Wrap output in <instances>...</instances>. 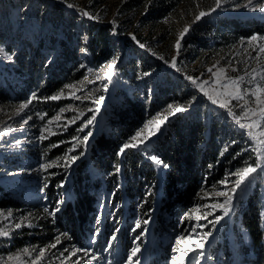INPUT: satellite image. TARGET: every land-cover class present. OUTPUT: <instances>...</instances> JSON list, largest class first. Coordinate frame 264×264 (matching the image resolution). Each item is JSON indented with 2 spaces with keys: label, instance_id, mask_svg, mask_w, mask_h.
<instances>
[{
  "label": "trees",
  "instance_id": "trees-1",
  "mask_svg": "<svg viewBox=\"0 0 264 264\" xmlns=\"http://www.w3.org/2000/svg\"><path fill=\"white\" fill-rule=\"evenodd\" d=\"M179 1L181 0H176L175 3ZM33 2L34 5L41 4L42 7L29 9L24 14V20L31 26L46 30V35L38 34L35 44L34 41L19 34L7 40L0 33V48L7 53V55L0 53V115L32 100L23 114L31 122V127L26 130H29L30 134L27 135L41 136L46 121L55 114L63 101L62 98L59 100L45 98L60 93L66 78L80 76L72 74L77 58L73 45L75 43L71 41L74 34L72 31H66L59 20L65 17V13H72L74 15H70L77 18L78 13L83 12L75 6L69 8L62 0ZM159 2L163 6L162 9L171 5V2L165 0ZM48 21H52L56 27L59 26L60 33L49 35L52 26L47 24ZM86 22L90 29L94 26L96 28L95 34L90 36L89 48L97 63L111 54L112 47L104 35L109 24H94L87 20ZM193 31L195 40H198L202 32L214 39L216 45L227 44L239 37H248L255 33L263 35L264 19L253 15L241 18L236 14L212 13L204 22L195 25ZM191 36L192 34H189L187 39ZM121 38L118 32L116 39L122 42ZM55 42L58 56L49 59L48 53ZM148 58L150 57L147 59L141 57V68L149 64ZM134 64L135 61L132 60L128 65L132 67ZM153 64L159 67L156 60ZM121 68L125 74L126 66ZM163 72L170 78L169 85L159 89L163 96L152 98L146 109V96L140 97L135 94L132 98L125 93L123 95L125 105L118 106L117 103V108H113L114 119L111 121L110 135L102 129L98 130L89 143L88 153L80 155L70 169L65 171L62 167H52L48 172L42 169L33 170L34 183L39 182L42 185L44 200L26 203L9 191H4L0 185L2 207H8L16 214L26 215L32 223L30 228L20 229L22 237H19L18 245L22 246L26 240L36 247H46L51 253L49 257L51 262L56 263L59 257H69L70 264L76 259L77 254L73 253L76 247L88 246L87 234L97 230L98 236L93 248L98 254V260H104L106 254L103 247L112 235L116 221L121 218L120 214L123 212L121 222H124L126 216L124 207L111 211V205H99V197L104 191L112 193L115 203L117 200L125 199V196L128 200L135 195L141 197L142 186L151 185L152 191L139 211L146 214L155 208L157 220L161 224L165 219L172 220L186 210L190 213L194 200L199 199L201 195H204V198H211L210 194L219 186L225 175L241 168V161L247 156L246 152H239V144L235 142L234 135L226 131L229 124H232L233 132L240 133L239 125L231 123V116L229 117L228 112L218 104H213L210 99L211 103H207L205 94H198L196 85L193 86L181 73L169 68H164ZM128 76L127 74V78ZM33 94L36 99H33ZM192 96H196V99L192 106L188 107V111L170 116L160 135L149 147V151L161 158L169 167L155 165L150 159L144 158L137 148L127 149L125 154L117 155L128 136L158 105L166 104L173 99L187 100ZM212 105H217V108ZM11 125L1 123L0 119V146L1 138L14 132ZM76 134L75 128L71 127L53 135H46L47 139L34 140L27 146V150L35 157L36 164L58 161V158H63L68 152L71 140ZM52 145L59 146L51 147ZM221 152H224L223 156L220 155ZM258 158L259 153L257 156L251 155L250 164L255 166L254 162ZM58 162L63 163V160ZM260 162L264 163V160ZM116 166L120 168L119 173L115 170ZM95 170L98 173L96 177L93 174ZM62 182L64 187H58ZM61 190L64 192L65 203L61 211L53 217L45 213L44 209L47 207L51 212L56 206V201L61 199L59 195ZM157 194L161 203L155 206L152 203ZM262 197L264 170L258 168L237 190L233 199V210L228 215L230 221L225 220V228L229 229L230 237L227 235L221 246L224 247L225 253L230 255V261L236 264H264ZM125 229L126 225H123L116 234L118 236L116 240L121 248L128 243ZM57 237L59 243L56 242ZM53 244L56 246L51 247ZM72 263L78 264L77 261ZM140 264L156 263L147 253V257Z\"/></svg>",
  "mask_w": 264,
  "mask_h": 264
},
{
  "label": "rangeland",
  "instance_id": "rangeland-1",
  "mask_svg": "<svg viewBox=\"0 0 264 264\" xmlns=\"http://www.w3.org/2000/svg\"><path fill=\"white\" fill-rule=\"evenodd\" d=\"M65 3L72 4L82 12H88L94 17L89 18L81 13L79 16L74 18L70 14L65 13L63 19L60 18L59 23L66 28V31H72L73 40L75 44V52L77 58L75 65L72 69V74H77L76 78H66L63 85V97L59 108H57L55 114L49 118L45 127L42 130L43 135H53L71 127L75 128L77 133L75 137L81 139L87 135L88 132L92 133L89 138L87 145H79L77 150L70 155H79L80 152L83 154L88 153L89 143L94 134L102 129L106 134L111 133V121L114 119L113 108L118 106H124V94L126 93L129 97H134L138 94L140 97L147 98L146 109L148 102L155 96L162 97L163 94L159 91L161 87L169 85L170 78H167L164 74V68L175 69L181 73L185 79L189 80L191 76L197 81L198 84H204V91L202 92L198 88V94L207 92L205 95L209 101L208 96H213L217 100H229V107L232 108L233 112L241 116V123H251L256 121V126L252 129L241 128L240 133H234V126L229 124L226 129L228 134L234 135V140L239 144L240 151L246 152L245 158L241 161V168L245 167V162L250 164L249 159L251 155L257 156V149H264V145L257 144L256 140L248 136V131H252L256 136L257 140H264V137L260 136V132L264 131V118H261V114L257 111L256 116H244L245 109H258L264 107V105H258L255 103V97L245 95L243 100L231 99L226 96L225 93L232 91V86L228 85L225 88L223 85L227 83L224 76L217 73L218 68L228 69V77L243 76L244 83L242 84L243 89L255 90L254 84L260 83L264 86V52H260L259 49L264 47V34H252L248 37H239L235 41H231L227 44L216 45L215 40L212 39L208 34H200L198 40L194 39L195 32L193 31L194 26L205 21L212 13L218 14H236L241 18L248 16H255L257 18L264 19V11L259 9V4L264 3V0H253L252 4L244 7L247 0H224L223 6L210 15L203 17L199 21H195V17L201 11H209L215 7V0H181L175 3L176 0H165L171 2L168 8L162 9L160 0H62ZM175 3V4H174ZM36 9L42 7L41 4L34 5L33 0H0V33L11 40L15 35L21 37H27L28 39L37 43V35H46V30L40 27H34L29 25L28 21L24 20V14L31 8ZM76 14V12H74ZM74 15V14H72ZM56 16V15H55ZM54 17V16H53ZM57 20V19H56ZM87 21L91 23H105L109 24V27L105 30L104 35L107 36L109 43L112 47L111 54L108 57H103L97 63L91 55L90 47V36L95 34V26L90 29ZM58 23V25H59ZM49 26H52L51 33L58 34V27L54 26L52 21H48ZM185 27H190V31L181 40V49L179 55L175 44L180 38V34L183 32ZM119 30L121 34L122 42L117 40ZM21 31V32H20ZM117 32V33H116ZM60 33V32H59ZM192 34L191 38L187 39V36ZM136 37V40L132 39V36ZM257 36L256 41L249 39L252 36ZM143 43L145 48H140L139 44ZM87 51H82V49ZM47 49V48H46ZM3 54V53H2ZM8 56H10L8 54ZM53 56H58L57 43L50 48L48 58L51 59ZM119 56V60L116 66V75L113 76L112 83L108 84L107 91L104 90V84L106 81L95 79L96 74L100 71L101 67L109 62L113 57ZM141 57L144 59L148 58L149 64L141 68ZM163 57L164 59H160ZM175 58L176 67L173 68L171 63ZM159 62V67L153 64L155 60ZM135 61V66L128 65L131 61ZM83 64L86 67L80 68ZM215 65V67H214ZM125 68V74L121 67ZM134 68V70H132ZM237 69L232 71L231 69ZM91 69L92 71H89ZM179 69V70H178ZM212 69V72H209ZM256 71L253 73L252 70ZM148 72L150 75L144 76L143 73ZM246 73H251L256 76V81L253 85L247 83L249 77ZM127 74L129 75L127 78ZM87 77V79H85ZM88 81H94L89 83ZM191 83L192 81L189 80ZM173 82V80H172ZM207 82V83H204ZM174 83V82H173ZM73 85V88H65V85ZM175 84V83H174ZM183 85V84H181ZM194 86V84L192 83ZM99 89V91H96ZM155 91V93H154ZM157 93V94H156ZM74 96H79L81 99H75ZM103 97V100L97 103L99 97ZM196 96L190 97L187 100L173 99L168 101L166 104L158 105L157 108L145 117L141 125L134 129L130 136L125 140L127 141L132 135L143 128L144 124L150 119L158 116V114H168L169 104H180L186 108L191 107ZM264 99V96L261 97ZM20 105V104H19ZM19 105L11 111H5L0 115L1 123L11 125L14 132L11 135H6L1 138L2 145L0 146V185L4 188V191H9L15 197L23 199L26 203H35L42 201V185L34 183L35 176H32L33 170H41L40 165L36 164L35 157L27 150V146L33 143L34 140L38 141L39 135H27L31 127V122L28 117H24V109L20 110ZM215 109L217 105H212ZM61 109H64L62 112ZM92 109V111H89ZM99 109V111H96ZM224 109V108H223ZM226 110V109H224ZM185 111V112H186ZM83 112L84 115L80 116V119L75 120L74 123H69L75 117L79 116ZM227 112V110H226ZM95 115V120L91 125L84 127L88 119ZM60 119L57 120L56 117ZM230 117V115H229ZM24 120L28 123L24 124ZM231 123L236 121L231 117ZM239 125V124H237ZM83 127V131L78 129ZM47 128L48 131H44ZM162 131V129H161ZM160 131V132H161ZM160 132L156 136L151 137L144 145L139 148L144 158L149 159L150 155H155L152 151H149L151 142L160 135ZM30 134V133H29ZM76 143L71 140V145ZM153 143V142H152ZM80 156V155H79ZM254 166V165H253ZM240 169V168H239ZM236 171V170H235ZM233 173L228 172L224 179L228 180L227 185L219 184L210 196L211 198H204L201 195L199 199L194 200L193 210L198 209L197 212L193 213V218L187 219L190 213L186 211L181 212L178 216L170 219H165L161 224L157 220L156 209L153 208L149 213H143L139 211L141 205L146 202V198L152 186L144 184L142 186L143 194L141 197L135 195L130 200L125 199L117 200L113 203L112 193L105 192L99 197V205L105 204L106 206L111 205V211L116 208L124 207L126 213L124 222H121L123 212L120 214L121 218L116 221L113 228L112 234H117L123 225H126L125 233L128 243L123 248L120 247L118 240L113 241L110 255H107L103 264H126L127 256L130 253L132 247L138 243L141 252L138 254L140 263L147 253L150 254L155 260L156 264H172V257L178 255L173 251L174 248H184L185 245H177V236H188L190 239H195L199 242V235L202 232H212V236L209 238L210 243L205 248V257L199 258L200 264H236L230 261V255L225 253L224 247L221 243L224 242L225 237H230V231L225 228V220L230 221L229 216H224L221 208L213 209L211 205L223 203L226 197L218 195L219 192H230L237 176ZM95 177L98 175L97 170L93 171ZM222 181V180H221ZM113 192V190H111ZM1 193V188H0ZM157 194L153 200V205L158 206L161 203ZM264 201V197H262ZM25 203V204H26ZM127 205V206H126ZM115 206V207H114ZM126 206V208H125ZM11 213V215H9ZM208 213H212L208 215ZM264 213V207H263ZM113 214V213H112ZM195 215H204L206 219H200L197 221ZM216 217H223L219 223H210L214 221ZM27 218V219H25ZM141 220L142 227L135 229V221ZM147 219L149 223L143 224V221ZM16 224H21L20 228H16ZM32 224L29 217L26 215L16 214L8 207H2L0 203V230L6 231L9 235L6 237H0V264H69V257L62 258L51 262L49 251L46 247H36L26 240L22 246L19 237H22L20 229L30 228L28 225ZM204 226V227H201ZM195 228L196 232L191 233L188 230ZM119 229L118 232L115 230ZM136 237H139L137 240ZM118 238V236H117ZM190 246V245H189ZM27 248L28 253H24L23 249ZM44 249V254L40 259H36L40 255V250ZM57 252V251H55ZM59 253V252H57ZM56 253V254H57ZM75 254H79L80 251H73ZM89 256L84 257L82 264H101L94 262L92 259L95 254L91 251ZM19 254V260L15 257ZM80 255V254H79ZM108 256L110 258H108ZM13 257V259H9ZM78 257V256H76ZM81 257V256H80ZM96 257V256H95ZM108 258V259H107ZM81 259V258H80ZM197 257H193L195 261ZM77 260V259H76ZM87 260V261H86ZM68 261V262H66ZM92 261V262H90ZM75 262L72 260L70 263Z\"/></svg>",
  "mask_w": 264,
  "mask_h": 264
},
{
  "label": "snow or ice",
  "instance_id": "snow-or-ice-1",
  "mask_svg": "<svg viewBox=\"0 0 264 264\" xmlns=\"http://www.w3.org/2000/svg\"><path fill=\"white\" fill-rule=\"evenodd\" d=\"M253 2V0H247V3L244 5V7H247L249 5H251ZM224 0H215V7L211 8L209 11H201L199 12V14L195 17V21H199L201 20L203 17L210 15L211 12L216 11L217 9L221 8L223 6ZM69 8L73 7L72 4H68L67 5ZM259 9L261 11H264V3H260L259 4ZM84 16H88L89 18H98V17H94L92 16L90 13L88 12H83L82 13ZM190 31V27H185L183 32L180 34V38L177 40L176 44H175V48L177 50V55H179V51L182 47L181 45V40L183 39V37ZM133 40H136V37L133 35L132 36ZM258 39L257 36H252L249 39V43H251V41H256ZM137 43L139 44L140 48H145V45L143 43H139V41H137ZM82 51H87V49H82ZM260 52H264V47H261L259 49ZM0 53H3L5 55H7V53H5V50L3 48H0ZM10 58V57H9ZM160 59H164L163 57H160ZM119 60V56L113 57L109 62H107L105 65H103L100 69V71L96 74L95 79L97 81L99 80H103L106 81V83L104 84V90L107 91L108 89V84L112 83L113 81V76L116 75V66ZM171 66L173 68L176 67V63H175V58H173V62L171 63ZM86 66L81 64L80 68H85ZM215 67V65H214ZM179 70V69H178ZM232 71H237V69H231ZM89 71H92L91 69H89ZM256 70L253 69L252 72L254 73ZM209 72H212V69H209ZM217 73H219L220 75L224 76L227 80V83L225 85H223L225 88L228 87V85L232 86V91L225 93L226 96L230 97L231 99H237V100H243L245 95H250L252 97H255V103H257L258 105H264V99H262L261 97L264 96V86H262L260 83H255L256 81V76L252 75L251 73H246L249 77L247 83L249 85H253L254 84V89L255 90H248V89H243L242 88V84L244 83V77L243 76H236V77H228L227 73H228V69L226 68H218L216 73H213V75H217ZM144 76H148L150 75V73L148 72H144L143 73ZM85 79H87V77H85ZM189 80L192 81V83L194 85H196L197 88H199L202 92L204 91V84L200 83L198 84L197 81L195 79H193L191 76L188 77ZM89 83H94V81H88ZM207 83V82H204ZM65 88H73V85H65ZM96 91H99V89H97ZM205 95H208L207 92L204 93ZM64 93L63 90H61L60 93H58L57 95H53V96H49L46 97L45 99H50V100H59L63 97ZM37 97L35 96V94H33V99H36ZM75 99H81V97L79 96H74ZM208 98L212 101L213 104H218L219 107L224 108L227 110L228 115H230L237 124H239V126L241 128H247V129H252L254 126H256V121H252L251 123H241V119L242 117L237 115L235 112H233L232 108L229 107V100H217L216 98H214L213 96H208ZM103 100V97H99L97 99V103H99L100 101ZM32 102V100H28L25 103H22L19 105V109L23 110L25 108L28 107V105ZM61 111L63 112L64 109H61ZM89 111H92V109H89ZM96 111H99V109H97ZM186 111V108L183 105L180 104H169L168 105V114L164 115V114H158L157 117L150 119L147 123L144 124L143 128L140 129L139 131H137L134 135H132L127 141H125L119 148V151L117 153V155H123L125 154L127 149L130 148H139L141 145H144L148 140L151 139V137L156 136L157 133H159L162 129V127L164 126V124L168 121L170 116L179 114ZM257 111L261 114V118H264V107H259L258 109H245L244 110V116H248L249 113L251 114V116H256L257 115ZM84 113L81 112L79 116L75 117L72 121H69V123H74L75 120L80 119V116H83ZM43 118V117H41ZM57 120L60 119L59 116L56 117ZM95 120V115H93L91 117V119H88L86 124L84 125V127H87V125H91L93 123V121ZM24 124H27L28 121L24 120L23 122ZM79 131H83V127L78 129ZM44 131H48L47 128L44 129ZM248 136L251 137L252 139L256 140L257 144L259 145H264V140H257L256 136L254 135V133L252 131H248ZM92 136L91 132H88L87 135H85L82 139L80 137H73V141H75L76 143L72 144V147L68 149V152L65 154V156L63 158H58L59 160H63V163H59L58 161H51L49 163H44L41 164L40 167L43 171L48 172V170L52 167H62L63 169H65V171H67L68 169L71 168V166L75 163L76 160L79 159V155H83V152H80L79 155H70V153L74 152L77 150V147L81 144L83 145H87V142L89 140V138ZM260 136L264 137V131L260 132ZM41 140L47 139L48 137L41 134V136L39 137ZM63 143V142H61ZM59 145H52L51 147H58ZM225 151H227V148H225ZM258 153H259V158L255 163V166H253V164H248L247 162H245V167L237 169L235 171V173H233L235 176L238 177V179H236V181L234 182L233 186L230 189V192H219L218 195L220 196H224L226 197L225 200L223 201V203H219V204H213L211 205V207L213 209L215 208H221L223 210V214L224 216L229 215V213L233 210L234 204H233V199H234V195L236 194L237 190L241 188V186L253 175V173H255L257 171V169L259 168L260 170H264V163H261V160H264V149H257ZM220 155H224V152H221ZM149 159L157 166H162L163 168H167L169 167L161 158H159L156 155H150ZM116 172L119 173L120 168L119 166H116ZM50 175H56V173H50ZM219 183L227 185L228 180H222ZM45 187H47V184H45ZM58 187L63 188L64 187V183L62 182L61 184L58 185ZM65 200L63 198L59 199L56 201V206L51 210V212L49 211V209L46 207L44 209L45 213H48L51 216H55L56 213L60 212L62 209V206L64 205ZM198 209H194L192 210V213L189 214V216L187 217V219H191L193 218V213L197 212ZM212 213H208V215H211ZM9 215H11V213H9ZM197 221H199L200 219H206V216L204 215H195L194 217ZM27 219V218H25ZM223 219V217H216L214 221H211L210 223L216 224L219 223V221ZM149 223V220L145 219L143 221L144 225H147ZM29 227H31V224L28 225ZM16 228H20L21 224H16L15 225ZM142 227L141 224V220L137 219L135 221V227L133 229V231H135V229H139ZM204 227V226H201ZM116 232L119 231V229L115 230ZM191 233H195L196 229L195 228H191L188 230ZM9 234L6 231L0 230V237H6ZM212 236V232L208 231V232H202V234L199 235V242L197 243L195 239H190L188 236H177L176 237V244L177 245H185L184 248H174L173 251L175 253H178V255H174L172 257V264H200V259L199 258H203L205 257V248L206 246L210 243L209 238ZM117 239V236L115 234H113L111 236V240L115 241ZM136 239L138 240L139 237H136ZM56 242L59 243V237L56 238ZM95 241L93 240V243ZM190 245V246H189ZM56 245L53 244L51 245V247H55ZM109 247H111V245H109ZM44 249L40 250V255L36 258V259H40L43 254H44ZM67 251V250H65ZM76 251H80V249H77ZM85 252H87V250H84ZM24 253H28L29 250L27 248L23 249ZM141 252L140 246L137 243L136 246L132 247L130 250V253L127 256V260H126V264H140V260L138 257V254ZM197 257V259L195 261H193V257ZM9 259H13V257H9ZM15 259L19 260V254H17V256L15 257ZM92 259H97V257L93 256ZM33 264H35V261H33Z\"/></svg>",
  "mask_w": 264,
  "mask_h": 264
},
{
  "label": "built area",
  "instance_id": "built-area-1",
  "mask_svg": "<svg viewBox=\"0 0 264 264\" xmlns=\"http://www.w3.org/2000/svg\"><path fill=\"white\" fill-rule=\"evenodd\" d=\"M59 195H60V198H63L64 197V192H63V190H61V191H59ZM88 235V237H87V239H86V243L87 244H89L88 246H78V247H76V249L75 250H77V249H80V255L78 254L77 256L78 257H76V259H75V261H77L78 262V264H82L83 263V261H84V257L85 256H89L90 255V253L89 252H93L94 254H95V256L97 257V259H95V261L94 262H99V263H101V264H103L104 262H105V259H106V257H107V255H110V253H111V249H112V244H113V241L111 240V236L113 235H111L110 236V238H109V240H108V242L106 243V245L103 247V252H104V254H106V257H105V259L104 260H98V254L95 252V249L93 248V240L95 241L96 239H97V236H98V231L97 230H94V232H92V233H88L87 234ZM109 245H111V247H109ZM87 250V252H85L84 250ZM74 250V251H75ZM75 254V253H74ZM81 254H82V256H81ZM81 256V257H80ZM81 258V259H80ZM108 258H110L109 256H108ZM107 258V259H108ZM87 261V260H86ZM67 262V261H66ZM90 262H92V261H90ZM67 264V263H66ZM70 264H75V263H70Z\"/></svg>",
  "mask_w": 264,
  "mask_h": 264
}]
</instances>
